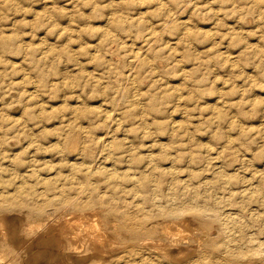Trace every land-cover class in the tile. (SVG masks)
<instances>
[{
	"label": "clouds",
	"instance_id": "clouds-1",
	"mask_svg": "<svg viewBox=\"0 0 264 264\" xmlns=\"http://www.w3.org/2000/svg\"><path fill=\"white\" fill-rule=\"evenodd\" d=\"M0 264H264V0H0Z\"/></svg>",
	"mask_w": 264,
	"mask_h": 264
},
{
	"label": "rangeland",
	"instance_id": "rangeland-1",
	"mask_svg": "<svg viewBox=\"0 0 264 264\" xmlns=\"http://www.w3.org/2000/svg\"><path fill=\"white\" fill-rule=\"evenodd\" d=\"M253 43H255V41H253ZM137 47H139V45L137 46ZM18 62V61H17ZM89 70H91V69H89ZM178 83V82H177ZM211 103H214L215 101H210ZM93 106H95V105H93ZM18 118V117H17Z\"/></svg>",
	"mask_w": 264,
	"mask_h": 264
}]
</instances>
